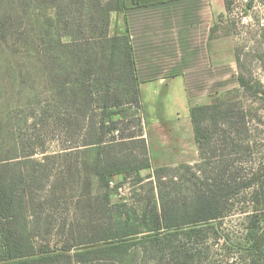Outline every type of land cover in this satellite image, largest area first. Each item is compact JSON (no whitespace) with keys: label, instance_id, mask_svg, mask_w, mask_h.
<instances>
[{"label":"trees","instance_id":"1","mask_svg":"<svg viewBox=\"0 0 264 264\" xmlns=\"http://www.w3.org/2000/svg\"><path fill=\"white\" fill-rule=\"evenodd\" d=\"M10 2L14 9L9 20L8 13H0V41L13 39L29 53H36L43 65L49 92L53 94L46 96L40 104L38 119L29 126L30 152L21 157L0 156V264L111 263L123 260L129 247L149 242L150 245L145 248L155 253L159 261L165 262L170 256L173 264L192 262L186 247L160 246L157 241L161 234L156 231L163 230L166 232L163 235H168L180 229L187 230L181 233L191 239L203 231L200 229L202 224L228 212L232 197L257 185L263 187L254 171H248L244 162L235 158L243 150H250L251 141L246 140L244 135L248 132L252 115L250 109L232 97L233 92L241 89L243 93L264 101L261 83H252L238 73V89L230 90L223 97H214L209 104L191 107L199 159L192 166H182L201 172L202 166L208 168L203 169L205 172L201 175L194 174L195 182L186 200L161 197L156 202L153 185L158 188L163 174L173 168L152 167L148 140L139 134L143 130L141 117L133 120L138 124L136 130L124 132L128 130L124 124L127 111L135 108L142 113L128 31L109 33L110 13L124 10L125 0ZM224 2L225 11L229 12L233 1ZM250 3L251 0L247 6ZM35 11L38 12L37 17L31 19L28 14ZM13 20L17 21L19 28L12 27ZM29 27L33 30L30 31ZM236 59L239 65L238 55ZM96 109L100 112L95 113ZM37 130L48 136L54 133L53 141L57 143V153L62 157L72 156L79 145L84 146V152L92 153L90 165L83 166V184L90 190L92 176L96 177L98 187L104 189L102 207L109 211V218L104 223L92 224L91 235L85 242H66L56 247L33 242L40 230L32 228V220L28 217L36 215L34 202H40L31 184L38 179L35 166L44 165L31 158L36 153ZM79 135L83 142L77 146L73 137ZM125 142L139 146V152L136 155L131 152L117 153L115 147ZM14 145L17 151H23L24 139L21 136L14 138ZM208 153L210 156L207 158ZM205 159L215 161L210 164ZM30 162L31 171L27 167ZM144 169H152L147 178L154 177V180L145 181L151 185L150 195L141 200L144 203L139 216L133 218L131 214L135 211L126 203L111 202L110 182L116 176L132 173L137 183L143 182L139 172ZM250 173L252 176H249ZM260 204L259 200L255 201V207ZM258 216L250 217L246 264H264V235L260 233L261 220ZM139 233L144 234L136 236Z\"/></svg>","mask_w":264,"mask_h":264},{"label":"rangeland","instance_id":"2","mask_svg":"<svg viewBox=\"0 0 264 264\" xmlns=\"http://www.w3.org/2000/svg\"><path fill=\"white\" fill-rule=\"evenodd\" d=\"M250 0L248 1V3ZM247 3V4H248ZM248 7V8H247ZM10 0H0V13H8L7 21L13 11ZM30 10V9H29ZM242 11V13H240ZM36 12V13H35ZM29 12L31 19L37 17L38 12ZM23 16L25 14L22 13ZM246 20H243V18ZM115 12L110 13V25L114 27ZM26 20V18H25ZM13 28H19L17 21L13 20ZM30 31L31 29L29 27ZM213 31L216 35L232 37L234 41L235 58L238 55V73L243 74L252 83L260 82L264 89V0H251L250 5L242 7L238 11L234 4L229 12L220 14L215 21ZM67 38H64V40ZM18 41L9 39L6 42L0 41V156L10 157L28 154L32 145L28 141L31 134L29 128L31 122L38 119L40 104L46 96L53 94L49 92L47 77L43 65L36 53H29L22 48ZM237 62V59H236ZM239 88L238 81L235 86L226 92L215 97H223L230 90ZM232 97L246 109H250L252 119L248 122V132L244 137L250 140V150H243L235 158L244 162L248 171H254V175L260 179L263 187L254 186L244 190L229 201L231 207L228 212L218 219L202 224L203 229L191 239L186 238L178 230L177 233L163 235L166 232L159 230L161 234L157 241L160 246L164 244L181 246L187 248L189 264H246L248 260L247 248L250 245L249 228L250 217L258 214L260 217V233L264 235V101L243 93L241 89L233 92ZM100 110L96 109L95 113ZM141 117V133L148 137L147 130H144L141 111L135 108L125 114V126L130 132L137 129V122L133 121ZM35 118V119H34ZM35 142L37 143L36 153L32 159L44 163L42 167L35 166L38 179L32 183L35 187V194L40 203L34 202L36 215L29 216L32 220V228L40 230L33 239V242L51 247L69 242L71 244L79 241H87L90 237L92 224L104 223L109 218V211L102 207L104 189L99 188L95 176H92L91 189L84 187L83 166L88 167L92 162V153L84 152L81 144V135L74 136L77 142L74 153L69 158L58 154L57 143L53 141L54 133L45 135L42 130H37ZM34 132V133H35ZM21 136L24 139V150L17 151L14 145V138ZM19 139V138H18ZM45 151V152H43ZM119 154L136 155L139 146L130 142L115 147ZM17 152V154H15ZM45 155H48L46 158ZM151 164L153 168L160 167L161 160L152 153ZM210 153L206 155L208 158ZM199 156L197 158V161ZM210 160V159H209ZM205 162L212 164L215 159ZM197 161L189 164L193 165ZM212 162V163H211ZM32 163H27L31 171ZM170 166V165H169ZM163 174L158 188L154 184V201L159 202L161 197L172 200L183 201L190 196L192 183L195 176L205 172L196 169H187L182 164L170 166ZM252 168V169H249ZM71 169V172H69ZM152 174V169H144L139 172L143 182L137 183L134 174L116 176L110 182V200L112 203H126L128 208L135 211L131 214L133 218L139 216L142 202L150 195L151 185L145 181ZM249 176H252L250 173ZM39 177L42 178L39 181ZM259 200L260 205L255 207V201ZM255 208H257L255 210ZM139 233L136 236H141ZM149 243H140L137 246L128 248L123 260H115L104 264H173L174 260L169 256L164 261H159L158 256L148 251L145 247ZM0 248L2 250V238L0 236Z\"/></svg>","mask_w":264,"mask_h":264},{"label":"crops","instance_id":"3","mask_svg":"<svg viewBox=\"0 0 264 264\" xmlns=\"http://www.w3.org/2000/svg\"><path fill=\"white\" fill-rule=\"evenodd\" d=\"M110 31H128L150 157L191 164L198 148L190 109L237 83L232 37L216 35L224 0H125Z\"/></svg>","mask_w":264,"mask_h":264},{"label":"built area","instance_id":"4","mask_svg":"<svg viewBox=\"0 0 264 264\" xmlns=\"http://www.w3.org/2000/svg\"><path fill=\"white\" fill-rule=\"evenodd\" d=\"M233 4H234V9L235 11L237 10H241L242 7H246L247 3L249 0H232ZM240 13H242V11H240ZM243 20H246V18L244 17Z\"/></svg>","mask_w":264,"mask_h":264}]
</instances>
